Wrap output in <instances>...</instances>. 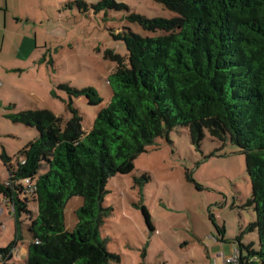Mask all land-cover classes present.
Listing matches in <instances>:
<instances>
[{
    "label": "trees",
    "instance_id": "1",
    "mask_svg": "<svg viewBox=\"0 0 264 264\" xmlns=\"http://www.w3.org/2000/svg\"><path fill=\"white\" fill-rule=\"evenodd\" d=\"M153 1L173 16L148 18L114 0L92 5L96 12L128 11V22L146 34L130 27L113 34L124 41L126 53L105 50L104 56L115 63L107 78L111 98L87 132L72 99L84 96L88 104H100L103 98L91 86L58 84L69 98L70 116L63 125L47 109L7 115L38 131L17 152L15 163L4 151L0 154L8 171L0 195L12 208L17 239L22 238L19 216L28 219L25 264L118 263V254L107 249L100 234L111 213L102 204L106 182L130 173L146 146L167 138L174 127H186L196 148L207 133L244 154L251 185L248 204L255 218L243 231H256L258 248L242 244L240 236L235 247L239 264H264V0ZM75 2L87 10L83 1ZM73 196L81 197L82 205L68 230L62 210ZM141 211L152 229L144 206ZM9 249L0 247L4 264L11 258Z\"/></svg>",
    "mask_w": 264,
    "mask_h": 264
},
{
    "label": "rangeland",
    "instance_id": "2",
    "mask_svg": "<svg viewBox=\"0 0 264 264\" xmlns=\"http://www.w3.org/2000/svg\"><path fill=\"white\" fill-rule=\"evenodd\" d=\"M75 1L44 0L45 10H38L36 23L30 24L41 31L37 35L40 50L36 56H28L30 66L23 68L22 76L16 74L9 83L0 77V154L4 151L12 163L38 131L13 122L8 114L47 109L60 117L63 125L70 116L66 106L69 98L58 84L91 86L102 96L100 104H88L84 96L72 99L82 117V129L87 132L95 114L111 98L107 78L115 63L104 56L105 50L123 56L126 53L124 41L113 34L124 27L145 33L139 25L128 22V11L148 18L173 16L153 0H114L126 4L129 10L97 12L92 5L99 0H81L87 7L85 12ZM42 34L47 47L42 46ZM7 178V168L0 158V183ZM105 189L102 204L111 208V213L104 219L100 234L107 249L119 256L118 263L109 264H212V260L222 264L215 251L224 247L222 250L232 255L238 236L242 244L252 243L254 249L258 248L256 231H243L255 218L248 204L251 185L245 157L229 141L222 144L206 133L196 148L186 127H174L167 138L158 137L146 146L135 158L130 173L108 178ZM4 201L0 195V247H10L7 264H25L30 240L27 216H19L22 238L17 239L12 210ZM81 205L79 196L65 203L62 213L66 229L74 227V211ZM28 206L35 212L34 202ZM142 206L149 214L152 229L145 221ZM215 243L218 247L212 246Z\"/></svg>",
    "mask_w": 264,
    "mask_h": 264
},
{
    "label": "crops",
    "instance_id": "3",
    "mask_svg": "<svg viewBox=\"0 0 264 264\" xmlns=\"http://www.w3.org/2000/svg\"><path fill=\"white\" fill-rule=\"evenodd\" d=\"M43 4L44 0H0V77L8 83L16 74L22 76L23 68L30 66L28 56H36V51L40 50L37 35L41 31L37 32L36 27L32 28L30 24L32 21L36 23L38 10H45ZM41 40L42 46L47 47L45 35L42 34ZM211 237L215 242L218 241V238ZM212 246H216V243ZM222 249L224 247L215 251V257H221L223 261L231 255H227Z\"/></svg>",
    "mask_w": 264,
    "mask_h": 264
},
{
    "label": "built area",
    "instance_id": "4",
    "mask_svg": "<svg viewBox=\"0 0 264 264\" xmlns=\"http://www.w3.org/2000/svg\"><path fill=\"white\" fill-rule=\"evenodd\" d=\"M25 182L27 183L28 188H32L31 183L29 182L28 179H25ZM11 210H12V208H11ZM0 213H1V210H0ZM238 255H239L238 249H237V247H235L232 255L229 258H224L222 261V264H239ZM2 260L3 259H1V261ZM212 264H215L214 260H212Z\"/></svg>",
    "mask_w": 264,
    "mask_h": 264
}]
</instances>
